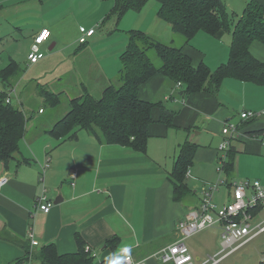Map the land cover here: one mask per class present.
Returning a JSON list of instances; mask_svg holds the SVG:
<instances>
[{"label":"crops","instance_id":"0c3cea01","mask_svg":"<svg viewBox=\"0 0 264 264\" xmlns=\"http://www.w3.org/2000/svg\"><path fill=\"white\" fill-rule=\"evenodd\" d=\"M2 1L0 6L3 5ZM89 1L88 9L98 15L97 19H102L104 23L111 19L113 0ZM257 1L264 5V0ZM82 2V6L86 5V0ZM68 13H71V9ZM153 13L151 7L149 15ZM236 15L235 20L242 14ZM154 17L151 23L148 15L141 17V22L133 29L142 30L164 43L181 45L183 40L175 37L171 25L157 13ZM43 28L50 30V49H54L57 45L55 39L62 34L56 31L55 25L43 24ZM89 29L79 25L80 35ZM168 31L170 40L166 42L162 38ZM95 33L86 43H79L72 54L74 59L80 54L89 55L84 67L86 78L82 77L76 83L78 87L75 86L74 97L87 90L95 97H100L103 90L116 82L120 75V56L127 47L128 38H124L126 46L119 53L117 64L115 62L109 67L105 63L102 65V62L96 63L94 57L90 56V49L86 47ZM231 41V31H223L215 36L199 31L185 46V52L195 65L204 62L215 70L229 60ZM250 51L264 63L263 43L254 41ZM10 59L18 63L12 53ZM27 62L28 65L39 63ZM80 63L77 62L78 67ZM22 75L13 86L20 84ZM89 77H92L91 82L87 80ZM180 90L181 86L174 85L161 74L139 87V97L163 101L177 112L173 119L174 126L169 127L160 121V108H154L146 151H139L130 145L100 143L84 129L65 139H58L48 131L60 119L59 116L37 127H27L16 158L7 164L0 161V177H9L0 189V264H14L20 260L21 264L29 261L37 263L31 258L26 260L27 249L32 253L47 244H54L59 254L74 253L89 246L96 264H107L110 258H119L120 249L132 245L131 255L135 259H145L147 264H172L163 263L159 252L179 238V220L184 219L186 212L196 206L200 198L197 189H192L182 201L174 198L170 173L181 145L187 141L199 145L191 166L192 178L195 181H214L218 173L216 141L223 137L224 123L233 121L235 116L238 118L236 122L243 123L245 121L240 118L242 112L264 110V85L233 77H226L216 94L201 91L182 98ZM68 103L70 109V99ZM263 117L246 125L244 135L237 138L246 145V151L259 157L264 156L263 139L248 132L264 128ZM208 138H211L210 144L206 145ZM232 146L235 145L232 143ZM234 177L235 170L229 178ZM255 179L264 183V177ZM44 190L54 202L49 213L37 208V197ZM254 220L264 221V207L255 212ZM31 227L39 241L38 246H33L28 237ZM204 232L194 235L191 239L194 241L189 246L197 260L219 250L218 243L213 247L212 243L204 239ZM202 245L206 248L205 252ZM121 264H124V260Z\"/></svg>","mask_w":264,"mask_h":264},{"label":"trees","instance_id":"16d2710c","mask_svg":"<svg viewBox=\"0 0 264 264\" xmlns=\"http://www.w3.org/2000/svg\"><path fill=\"white\" fill-rule=\"evenodd\" d=\"M113 1L112 15L119 22L126 12L141 11L150 0ZM157 2L158 16L171 25L175 35L182 38V44L164 43L142 30H129L127 47L120 56L122 67L117 81L109 84L100 97H95L87 90L71 98L70 109L48 131L50 134L65 139L84 129L100 143L130 145L139 151H146L154 108H160V121L169 127L174 126L173 119L177 113L163 101H149L139 97V87L155 75H163L176 86L181 83L179 94L182 98L189 93L201 91L216 94L226 77L264 85V63L250 51L254 41L264 44L262 3L251 0L242 15L235 20L223 0ZM199 31L213 36L223 31L232 32L229 60L215 70L204 62L195 65L185 52V46L190 44ZM151 52H155L159 64L153 60ZM22 73L23 70L13 59L7 66L0 68V78L4 85L0 89V161L5 164L16 158L29 121L23 108L13 104V101H6L7 89L15 84ZM37 88L50 105H59L60 93L52 92L40 83ZM255 121L246 120L242 125L245 127ZM248 133L264 141V128L250 130ZM198 147L197 143L191 141L180 147L170 173L177 201H182L192 191L186 174L193 165ZM237 153V148L232 146L224 161V171L230 178L235 170ZM29 258L39 264H96L95 257L86 252L85 248L74 253L59 254L54 244L39 247L32 253L28 248L26 260ZM14 264H21V260Z\"/></svg>","mask_w":264,"mask_h":264},{"label":"rangeland","instance_id":"374dc122","mask_svg":"<svg viewBox=\"0 0 264 264\" xmlns=\"http://www.w3.org/2000/svg\"><path fill=\"white\" fill-rule=\"evenodd\" d=\"M156 1L150 0L140 12H126L119 22L112 15L111 19L104 23L102 19H97L98 15H95L92 9H88L90 6L89 0H86V5L83 6L81 5L84 2L82 0H3V5L0 6V68L8 63L9 55L12 53L23 70L22 80L18 84V88L16 87L18 92L13 95V104L25 110L29 117L27 127H37L40 124L51 122L57 116L63 117L69 110L68 99L74 97L73 91L75 86L78 87L76 83H79L82 77L86 78L84 67L89 55L80 54L75 59L72 57V54L80 45L79 25L82 24L87 29L92 27L95 30V36L89 40L86 47L90 49V56L94 57L96 63L102 62V65L105 63L110 67L115 62L117 64L119 53H122L121 50H124L126 46L124 38H128V31L135 28L138 22H141V17L144 18L148 15L150 18L149 23L155 19L154 15L159 8V3ZM250 1L224 0V3L231 17L235 18L236 14L241 15L243 13L244 4L246 3V7ZM151 7L155 13L149 15ZM69 9H71V13H68ZM43 24L55 25L56 31L61 33L62 36L55 39L57 45L54 49H50L51 39L47 41L42 46L45 57L36 65H28L27 56L36 35L35 32L41 29ZM151 28H153V25ZM169 31L163 34L162 39L167 40L166 42L170 40ZM175 44L178 45V43ZM151 55H153V60L159 64L155 52H151ZM77 62H81L79 67ZM87 80L91 82L92 77L87 78ZM24 83L26 84L24 85ZM38 83L44 84L52 92L60 93L61 102L58 106L50 105L39 94ZM2 86L0 81V87ZM40 108H42V111H39ZM232 120L238 121L237 116ZM261 120H264V117ZM209 140L211 138L206 140V145L210 144ZM222 140L223 137L217 140L216 144L219 146ZM232 143L238 148L235 177L230 179L225 171L221 175L216 172L217 177L213 181H217L218 178L225 181L215 193L217 203L220 206L227 203L226 198H228V193L231 191L228 181L241 182L246 179L253 181L255 178L262 179L264 177V156L259 157L250 154L246 151V145L241 140L235 139ZM216 144L213 143L212 146L215 147ZM190 169L193 171L192 167ZM193 175L195 176L194 172ZM187 178L189 187L193 191L197 189L198 194H200L201 188L207 181H195V178H190V176ZM203 232V234H206L204 239L207 242L212 243L213 247L218 245V248H220L219 242H221L222 229L219 225L207 228ZM194 237L187 240L186 243L189 246L193 243L194 240L191 239ZM203 248L205 252L206 248L204 246ZM263 255L264 233L228 256L222 264H260Z\"/></svg>","mask_w":264,"mask_h":264},{"label":"built area","instance_id":"2783aa9c","mask_svg":"<svg viewBox=\"0 0 264 264\" xmlns=\"http://www.w3.org/2000/svg\"><path fill=\"white\" fill-rule=\"evenodd\" d=\"M94 33L95 30L93 28L89 29L81 36L79 42L81 44L86 43L88 38ZM50 35V30L43 28L34 36L27 56L30 64H35L45 57L42 46L49 40ZM178 86H181V83H178ZM7 91L6 101L11 102L13 95L17 94V88L12 86ZM261 116H264V110H249L240 114V118L243 121L257 120ZM244 128L242 122L226 121L224 123L222 127L223 140L217 149V170L219 175L224 171V161L227 159V152L231 148L233 140L244 135ZM186 176L192 177L190 169ZM8 180L9 177L7 175L0 177V189ZM224 182V180L218 178L215 182L207 181L204 183L198 204L190 208L186 212L184 219H180L177 224L179 238L159 252V258L163 263L222 264L228 256L264 233V221L257 222L254 220L255 210L264 207V183L257 179L253 181L246 179L241 182L228 181V186L231 189L228 195L229 199L226 204L220 206L217 203L215 193ZM53 204L54 202L48 197L46 190L37 197V208L44 213H49ZM217 225L222 229L219 250L201 260H197L186 243L187 240L199 232ZM28 237L33 246L39 245L32 227L28 231ZM85 250L93 255L89 246ZM260 262L264 264V255ZM27 264L34 263L29 261ZM124 264H147V261L145 259H135L131 255L130 259L124 260Z\"/></svg>","mask_w":264,"mask_h":264},{"label":"clouds","instance_id":"9594fccd","mask_svg":"<svg viewBox=\"0 0 264 264\" xmlns=\"http://www.w3.org/2000/svg\"><path fill=\"white\" fill-rule=\"evenodd\" d=\"M132 245H125L120 249L119 258H110L107 264H121L122 260H128L131 257Z\"/></svg>","mask_w":264,"mask_h":264}]
</instances>
